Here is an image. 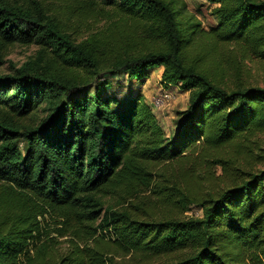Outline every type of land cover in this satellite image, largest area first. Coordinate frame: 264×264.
Here are the masks:
<instances>
[{
  "label": "trees",
  "instance_id": "trees-1",
  "mask_svg": "<svg viewBox=\"0 0 264 264\" xmlns=\"http://www.w3.org/2000/svg\"><path fill=\"white\" fill-rule=\"evenodd\" d=\"M87 1L125 30L77 43L45 0H0V67L9 46L39 48L0 73V264H264V88L247 71L264 64V0H205L207 30L184 0ZM156 69L188 95L171 138L140 94L121 110L103 94ZM46 215L76 238L66 255Z\"/></svg>",
  "mask_w": 264,
  "mask_h": 264
},
{
  "label": "rangeland",
  "instance_id": "rangeland-1",
  "mask_svg": "<svg viewBox=\"0 0 264 264\" xmlns=\"http://www.w3.org/2000/svg\"><path fill=\"white\" fill-rule=\"evenodd\" d=\"M46 6L51 14L55 15L56 19L61 24V27L65 32L71 36L77 43L88 39H94L97 41L102 35L105 34L106 30L111 28L115 29V25H118L119 29L125 30L126 20L122 19L119 14L111 9L101 6L90 7L87 0H45ZM186 3V11L189 15L196 16L197 20L202 24V27L206 30L212 27L215 22L210 15V9L212 6L208 5L205 0H184ZM123 27V28H122ZM117 28V29H118ZM37 46H21L12 45L9 46L5 52L4 64L0 67V73L10 74L14 68L20 67L23 63L28 60H32L38 52ZM161 69H156L150 72L148 78L142 82L129 80L128 77L122 76L118 79L110 80V87L103 92L106 96L115 99L116 103L112 105L113 109L121 110L125 105L126 96L128 94H140L143 98V102L151 106L152 98L159 94V78ZM248 79L253 86L264 88V64L256 61L249 63L248 67ZM80 71H76L75 75L79 76ZM175 99L168 105H164L162 108L156 110L152 108V112L156 116L161 126L166 131V136L171 138L173 131L176 128V120L178 118V112H182L187 107L188 95L179 92L177 89L172 88ZM27 122V119H25ZM216 176L219 175V169H213ZM203 186H208L204 184ZM147 196L148 193L146 194ZM105 201L104 207H110L114 210H121L128 206V202L123 203L124 200L116 195L101 194ZM145 198V197H144ZM191 214L199 215V210H193L192 212L186 213L190 216ZM100 221L96 222L98 236H104L106 239L113 238L112 232L105 227H99ZM43 232H48L49 237L52 238V246L50 250L56 255H66L70 249L67 239L76 238L70 237H59L57 232H53L58 228H61L62 219L55 217L54 215H46L41 223ZM43 240L45 238H42ZM86 235H79V243L85 242ZM69 241V240H68ZM88 247L93 245L92 240L86 242ZM117 258V261L122 264L133 263L131 258Z\"/></svg>",
  "mask_w": 264,
  "mask_h": 264
},
{
  "label": "built area",
  "instance_id": "built-area-1",
  "mask_svg": "<svg viewBox=\"0 0 264 264\" xmlns=\"http://www.w3.org/2000/svg\"><path fill=\"white\" fill-rule=\"evenodd\" d=\"M159 94L152 98L151 106L154 109L158 110L162 108L164 105H168L175 99L174 92L172 89L159 86Z\"/></svg>",
  "mask_w": 264,
  "mask_h": 264
},
{
  "label": "crops",
  "instance_id": "crops-1",
  "mask_svg": "<svg viewBox=\"0 0 264 264\" xmlns=\"http://www.w3.org/2000/svg\"><path fill=\"white\" fill-rule=\"evenodd\" d=\"M160 73H161V71H160Z\"/></svg>",
  "mask_w": 264,
  "mask_h": 264
}]
</instances>
